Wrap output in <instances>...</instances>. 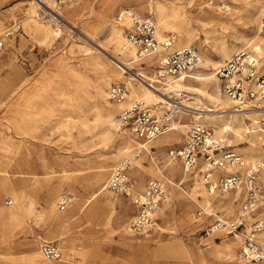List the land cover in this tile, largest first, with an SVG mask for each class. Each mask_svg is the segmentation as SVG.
<instances>
[{
	"label": "rangeland",
	"instance_id": "374dc122",
	"mask_svg": "<svg viewBox=\"0 0 264 264\" xmlns=\"http://www.w3.org/2000/svg\"><path fill=\"white\" fill-rule=\"evenodd\" d=\"M148 1L117 0L116 6L108 16V23L104 24L99 21L98 11L101 7L96 3L92 9H87L78 18L77 27L85 26L96 32L100 40H106L108 27L115 24V18L119 12L125 9L133 12L132 7L138 8L141 3ZM209 1H212V8L207 7ZM24 2H30V0H0V26L2 27L0 35L18 26L8 39L4 52L0 55V179L5 180L4 186L0 188V210H12L16 207V202H19L20 215H22L21 222L8 221L0 230V264H30L28 255L32 250H38L43 241L56 242L64 253L62 259L73 257L76 261H80V253L87 251L86 264H205L204 261L208 264L216 263V257L211 255L220 248L216 244L222 246L229 243L234 239V235L203 236V230L216 218L208 213L203 218L197 216V211L203 210L200 203L202 202L201 196L191 200L193 208L188 213V218L182 216L180 202L176 199L170 200L173 190L179 196L181 194L186 196L193 185L192 179H185L180 186H174V183L178 184L182 178L181 169L176 164V173L172 175L167 166L172 162L178 163L167 157V151L184 143L187 128L185 132L178 133L176 138L165 142L161 150L156 147L152 148L153 152L156 151L153 154L154 163L150 161L148 153H140L142 169L150 168L148 169L150 173H145L142 179H139L134 176L132 169L130 171L133 180L131 195L142 191L150 179L162 178L166 181L169 192L165 201L160 205L163 208L166 222L154 214L156 225L152 230L141 235L132 233L129 224L135 211L131 205L130 196L115 195L107 189L108 199L112 203L107 210L111 219L107 225L104 221H86L87 219L83 216L81 222L74 224L65 236L61 237L60 229L49 227L41 217L52 200L55 214H61L57 209V200L63 194H71L79 202H83L92 191L106 185L111 167L125 155H121L119 160L103 163L106 161L104 154L112 147L110 144L100 143L97 139L91 143L89 138L94 135L93 129L86 135L78 136L76 129L67 131L58 128L59 122L64 121L68 116L76 120L81 112L74 104L73 106L77 109L75 113L66 108V104L70 103L67 96L54 95L59 88H70L69 82L73 81V77L64 70H60L56 63L59 60H65L77 70L83 71L85 68L82 63L84 55L79 46L86 47L88 42L82 37L79 38L76 30L71 32L73 37H70L62 28L63 35L60 39L46 42L40 40L38 33L25 31L20 21V6ZM232 2L234 1L193 0L192 4L190 3L192 6L189 4L185 6L186 18L173 16V20L181 26L188 22L189 26L196 30L199 35L193 47L200 51L199 41L205 37L210 38L211 42L214 38L230 40L232 34L244 31L246 22L244 17L252 11L250 0H236V15L232 18L226 15L230 11L221 12L217 9L220 3L231 6ZM200 7L204 9L201 10ZM204 11L217 12L222 18L214 21L212 25L203 26L202 23L197 22L196 18ZM143 16L152 17L157 30L160 31L156 13L152 14L144 10ZM40 18L43 17L40 16ZM204 18L201 19L204 20ZM47 19L44 17L45 23ZM260 21H264V18ZM49 24L53 28L56 27L55 22ZM247 25L250 27L249 30L252 29L249 35L257 32L260 37L264 38L259 33L260 25ZM119 30L122 43L125 45V27ZM173 33L176 35V32L165 31L163 37ZM11 39L15 42V48H12ZM247 50L251 51V48ZM211 57L213 60L218 59L216 53H212ZM260 57L264 58V54ZM225 60L227 58H222V63ZM138 70L135 68L128 71L125 73L126 78L119 79L118 83L127 85V81H131L133 85H139L138 82L129 80L131 74L137 73ZM110 73L112 78H119L117 73ZM88 75L94 78L92 73L88 72ZM13 91L16 95L11 97ZM47 96L50 97L48 101L45 100ZM149 106L159 113L164 112V109L160 108L161 104ZM87 108V105L83 106L84 110ZM16 109L19 111V116L14 117ZM119 109L120 106L115 116ZM87 118L91 123L92 111L87 112ZM191 121L192 115L184 119V122L188 124ZM118 136L116 135L115 138H119ZM161 140L162 137L157 141ZM234 144L232 143V146ZM247 145L243 143L239 146ZM233 147L236 149L237 146ZM240 154L244 157V154ZM101 163L108 165V168L100 169L98 166ZM195 178L198 177L195 176ZM94 180L98 184L94 185ZM221 197L214 201L215 205L211 208L215 210L219 208L216 205H219ZM9 200L12 201L10 205L7 204ZM74 203L75 201L71 205ZM239 204L240 201L235 203L232 213L227 215L226 219L235 214ZM78 213L79 208H73L72 215ZM217 214L220 215L219 212ZM122 219L129 232L128 236L134 239L135 257L133 258L129 249L123 246L120 238L119 223ZM195 220L198 221L190 223ZM241 245L242 241L235 242L233 245V251L239 264H242L238 257ZM43 261L47 260L43 258ZM52 263L58 264L57 262Z\"/></svg>",
	"mask_w": 264,
	"mask_h": 264
},
{
	"label": "bare ground",
	"instance_id": "6f19581e",
	"mask_svg": "<svg viewBox=\"0 0 264 264\" xmlns=\"http://www.w3.org/2000/svg\"><path fill=\"white\" fill-rule=\"evenodd\" d=\"M192 1L193 0H150L147 3H141L138 8L132 7V10L139 16L144 15V10L152 14L156 13L157 23L158 26H160V31L157 30L160 38H163L165 31L170 30L176 32L178 46H193L194 41L198 40L199 35L196 30L189 26L188 22L181 26L176 24L173 20V16L186 18L185 6L188 4L190 6ZM233 1L231 6L225 4L227 9L226 12L230 11L226 15L231 18L236 15L237 2L236 0ZM96 3L100 4L101 7V10L98 11L100 23H108V16L116 6L117 0H78L74 4L67 3L63 5L64 7L60 8L54 6L53 0H30V2H24L20 6V21L24 30L38 33L40 40L43 42L60 39L63 35L62 28L65 29V32L70 37H73L71 32L76 30L79 34V38L82 37L88 42V46L86 47L79 46L80 51L84 55L82 63L85 68L83 71L77 70V68H74L65 60H59L56 63V66H58L60 70H64L73 77V81L69 82L71 86L68 88L69 90L67 88H59L55 91L54 95L61 97L67 96L70 103L69 105L66 104V108L75 113L77 109L73 106L74 104L78 106V111L81 112L76 120L68 116L67 119L59 122L58 128L67 131L76 129L78 136L86 135L93 129L94 135L89 138L91 143L97 139L100 143L104 145L110 144L112 147L104 154V156H106V161L103 163L116 159L119 160L118 158L123 154L127 155L138 151L140 153H148L147 156H149L150 161L154 163L155 159L153 154L156 151L153 152L152 148L156 147L158 150H161V148L165 146V142L176 138L178 133L185 132L186 128H188L191 123H200L212 127L215 136L225 138L231 145L235 143L233 145L237 146L235 150L244 154V159L247 161H257L264 158V146H262V144H264V139H262V128L259 123L260 114L255 111L235 112L233 108L236 103L228 99L222 93L220 81L215 75V70L222 64V58L228 59L234 52L251 48V51L258 57L264 54V38L260 37L257 32H254L255 34L253 35H249L252 29L249 30L250 27L247 25L257 24L258 26L261 24L260 20L264 18V0H250L252 11L244 17L246 22L244 23L243 32L232 34L230 40H226L225 38H214L213 42H211L210 38L205 37V39L199 41L201 44V50L199 51L201 63L196 69L188 72V76L184 77L182 80L160 79L157 76V69H155V67L158 66L159 54L149 55L140 60L136 57L134 48L129 46L126 41L125 45L122 43L119 29L123 26H128V20L111 24L107 30L106 40H100L96 32L85 26H80V28L77 27L78 18L82 16V13L87 9H92ZM211 3L212 1L209 4L206 3L208 8L213 7ZM200 9L203 10L204 7H200ZM40 16L43 18H40ZM44 17L45 19L46 17L48 18L46 23L43 20ZM202 17H205L204 20L201 19ZM219 18L222 17L217 12L212 13L210 11H204L196 19L197 22L206 26L212 25V23L218 21ZM51 22H55L56 27L53 28L52 25L49 24ZM259 28L260 26L258 29ZM0 30H2L1 26ZM229 41L231 42L228 43ZM58 42H60V40ZM11 45L12 48L16 47L12 39ZM103 52L106 55L103 54ZM212 53L217 54V60L212 59ZM143 64L147 66H141ZM135 68L139 70L137 73H132L129 80L136 81L139 85H133L131 81H127V86L130 89L127 99L119 104L109 101L107 99V88L113 83L118 84L119 79L123 77L126 78L125 73ZM88 72L94 75L93 79L89 77L90 75H88ZM110 72L117 73L119 78H112ZM138 77L151 82L154 88L149 87L143 81L139 80ZM13 95H16V92L13 91L10 96L13 97ZM49 99L50 97H45L46 101ZM174 99L178 101L179 108L173 116L171 128L168 132L157 137L153 141L143 143L137 141L127 131L115 130L113 119L119 106L120 111L131 104V102L142 100L151 106L161 104L160 108L165 110L170 107ZM101 103H103V105ZM84 105L88 107L86 110L83 109ZM88 111H92L93 114L91 123L87 118ZM189 115H192V121L188 124L184 122V119ZM13 116H19V111L17 109ZM69 134H71V132ZM116 135H119V138H115ZM160 137H162V140L157 141ZM243 143H247L248 145L240 147L239 145ZM138 158L134 162L132 173L134 176L142 179L145 173H150V170H148L150 168H147V170L142 169L140 161L142 157ZM103 163L98 167L106 170L108 165H104ZM176 164L179 165V163L176 162L167 165L172 175L176 173ZM181 175L182 178L178 184L173 182L174 186H180V183H183L185 179L193 180V185L190 188L191 191L187 193L186 196L182 194L180 196L177 195L175 190L172 191L170 196V200L176 199L180 202L182 216L188 218L187 215L193 208L191 200H195L198 196L202 197V202L200 203L205 213L214 215L215 218L224 219H226L227 215L232 213L235 203H238V198H240L241 195L240 193H228L223 195V197L220 196L219 205H216L219 207L216 209L220 213V215H218V212L211 208L212 205H215L214 197L206 193L199 179L190 177L182 172ZM95 182L94 180V185L98 184ZM4 183L5 180L3 178L0 179V188L4 186ZM106 189L109 190L107 186L104 185L92 191L83 202H79L75 197V203L65 212L59 211L61 214L58 215L55 214L54 201L52 200L48 205V209L44 210L41 217L49 227L53 229L59 228L62 235L61 237H64L65 233L71 229L74 224L81 222L83 216L87 219L86 221H104V224L107 225L111 220L107 210L112 203L108 199ZM75 207L79 208V213L73 216L72 210ZM20 214L19 202H16V207L12 210H0V230L5 227L8 221L14 223L21 222L22 215ZM155 215L163 222L167 221L165 220L162 207H158ZM262 215H264V213H262ZM123 221L124 219L119 223L121 228L120 238L123 246L129 249L133 258L135 257V251H133L134 239L128 236L129 232L126 230ZM196 221L198 220L190 221V223L192 224ZM223 234L225 233L219 232L212 236L217 237ZM233 238L232 241L222 246L216 244L220 248L211 254L217 259V262L214 264H233L235 262L239 264L237 256L233 251V245L235 242L242 241V236L240 233H235ZM211 240L212 239H210V241ZM38 250H32L29 255L27 254L30 264H53L52 262H57L58 264H86L87 262V251L80 253V261H76L75 258L71 257L70 259L61 258L58 261L44 262L40 250ZM204 263L208 264L206 261H204Z\"/></svg>",
	"mask_w": 264,
	"mask_h": 264
},
{
	"label": "built area",
	"instance_id": "2783aa9c",
	"mask_svg": "<svg viewBox=\"0 0 264 264\" xmlns=\"http://www.w3.org/2000/svg\"><path fill=\"white\" fill-rule=\"evenodd\" d=\"M77 1L53 0V4L60 8ZM217 9L227 11L224 3H220ZM115 20L129 21V25L124 26L125 41L134 48L138 59L159 54L157 76L160 79L182 80L201 63L200 52L195 47L178 46L177 35L169 34L160 38L152 17L139 16L125 9L118 13ZM13 28L0 35V55L18 26ZM259 33L264 36V21L260 24ZM215 75L220 81L222 93L236 103L233 108L235 112L255 111L260 114L259 123L264 139V58L246 49L239 50L215 70ZM138 78L154 88L151 82ZM128 93L126 84L113 83L107 89V99L119 104L127 99ZM178 108L179 103L174 99L169 108L159 113L144 101L136 100L119 111L113 119V125L116 131H127L137 141L148 143L170 130ZM139 156L138 151L122 157L111 167L106 182L113 194L130 196L135 214L129 229L137 235L154 228L155 211L168 196L166 181L162 178L150 179L142 191L130 194L133 183L130 171ZM167 156L180 164L183 174L198 177L214 201L228 193L241 194L235 214L229 219H214L202 234L209 237L219 232L231 235L240 233L242 245L238 257L242 264L264 263V158L246 161L225 138L215 136L212 127L200 123H191L184 143L169 149ZM74 200L71 194L61 195L57 200L58 211H66ZM11 203V200L7 202L8 205ZM197 216L203 218L206 213L199 210ZM39 250L47 261H58L64 256L53 241L41 242Z\"/></svg>",
	"mask_w": 264,
	"mask_h": 264
},
{
	"label": "crops",
	"instance_id": "0c3cea01",
	"mask_svg": "<svg viewBox=\"0 0 264 264\" xmlns=\"http://www.w3.org/2000/svg\"><path fill=\"white\" fill-rule=\"evenodd\" d=\"M185 140V139H184ZM168 157V156H167ZM180 165V164H179ZM180 169H181V166H180ZM181 172H182V170H181ZM237 201V200H236Z\"/></svg>",
	"mask_w": 264,
	"mask_h": 264
}]
</instances>
